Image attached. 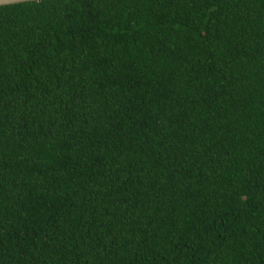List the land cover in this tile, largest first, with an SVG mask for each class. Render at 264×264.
<instances>
[{"label": "trees", "instance_id": "trees-1", "mask_svg": "<svg viewBox=\"0 0 264 264\" xmlns=\"http://www.w3.org/2000/svg\"><path fill=\"white\" fill-rule=\"evenodd\" d=\"M0 264H264V0L0 6Z\"/></svg>", "mask_w": 264, "mask_h": 264}, {"label": "water", "instance_id": "water-1", "mask_svg": "<svg viewBox=\"0 0 264 264\" xmlns=\"http://www.w3.org/2000/svg\"><path fill=\"white\" fill-rule=\"evenodd\" d=\"M26 1H39V0H0V6L2 5H8V4H16Z\"/></svg>", "mask_w": 264, "mask_h": 264}]
</instances>
